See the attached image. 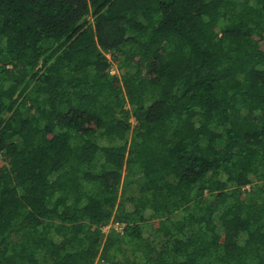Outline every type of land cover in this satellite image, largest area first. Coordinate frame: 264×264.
<instances>
[{"label": "trees", "instance_id": "16d2710c", "mask_svg": "<svg viewBox=\"0 0 264 264\" xmlns=\"http://www.w3.org/2000/svg\"><path fill=\"white\" fill-rule=\"evenodd\" d=\"M0 161V264H264V0H0Z\"/></svg>", "mask_w": 264, "mask_h": 264}, {"label": "rangeland", "instance_id": "374dc122", "mask_svg": "<svg viewBox=\"0 0 264 264\" xmlns=\"http://www.w3.org/2000/svg\"><path fill=\"white\" fill-rule=\"evenodd\" d=\"M120 71H121V70H120ZM116 72H119V70L117 69L116 64H115V66L111 69V73L114 74V73H116ZM126 107L129 108V107H130V104L127 103V104H126ZM130 120L133 121V123L135 124V117H134V116H130ZM1 163H2V161H0V164H1ZM124 174H125V171H124ZM247 188H249V186H247ZM121 226H123V225L116 224L115 227H117V229L122 230V227H121ZM111 227H113L112 224H111V225L109 224V225L103 227V231L105 232L106 235L109 233V230H110ZM147 232H148V231H147ZM147 232H144V234H145L146 236H147V234L149 233V232H148V233H147Z\"/></svg>", "mask_w": 264, "mask_h": 264}]
</instances>
